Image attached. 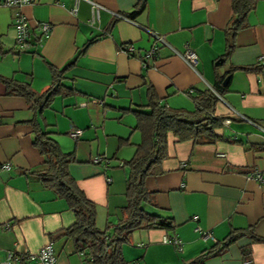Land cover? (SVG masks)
I'll return each mask as SVG.
<instances>
[{"label":"crops","instance_id":"1","mask_svg":"<svg viewBox=\"0 0 264 264\" xmlns=\"http://www.w3.org/2000/svg\"><path fill=\"white\" fill-rule=\"evenodd\" d=\"M92 1L104 7L93 25L87 22L91 12L86 0H34L23 6L33 25L44 21L52 26L40 43L33 27L30 48L24 52L14 48L12 17L17 10L0 6V77L28 83L40 94L51 85L55 71H62L60 85L68 92L57 94L37 119L62 150L57 132L82 131L74 140L69 172L95 203L96 227L116 224L126 204V158L120 152L131 153L140 142L131 138L135 113L148 112V87L162 104L192 110L191 96L221 81L224 89L214 115L230 123L215 130L220 138L199 144L169 134L162 172L145 179L157 205L151 211L170 218L174 230L135 229L122 254L127 264H186L201 255L204 264H264V242L244 235L219 250L194 231L198 225L219 242L231 230L250 226L264 236V182L251 177L253 172L264 177V67L233 70L264 63V0H257L248 14V25L236 34L227 58L222 55L232 0ZM139 1L142 10L126 17ZM153 33L169 46L155 41ZM125 44L132 45L131 55L122 50ZM154 46V59L145 57ZM186 47L197 54L195 69L175 53ZM81 102L86 106H79ZM32 116L26 99L10 93L0 80V264L7 251L34 253L46 244L54 248L55 264H81L83 257L72 240L49 238L69 227L74 214L28 174L43 160L33 145ZM101 155L103 161H91ZM173 235L181 240V249L162 241Z\"/></svg>","mask_w":264,"mask_h":264},{"label":"trees","instance_id":"2","mask_svg":"<svg viewBox=\"0 0 264 264\" xmlns=\"http://www.w3.org/2000/svg\"><path fill=\"white\" fill-rule=\"evenodd\" d=\"M256 2L257 0L231 1L232 12L225 27L223 58L231 55L236 34L248 25V14L254 10ZM142 8L143 1H139L135 9L125 16L131 18ZM262 67L264 63L235 67L233 70H258ZM61 78L62 71H55L49 88L37 94L28 83L13 82L0 77V80L8 85L10 93L26 99L33 113L28 122L32 126L33 145L43 160L39 168L29 171L28 174L52 190L58 198H62L74 214V222L69 227L49 234V238L65 237L72 240L76 251L90 255L93 264H127L122 247L130 242L133 230L161 228L169 232L175 228L170 218L151 211L156 209L157 205L152 191L145 186L146 177L162 172L161 162L167 156L168 135L172 134L177 141L191 140L199 144L219 139L215 130L222 127L225 118L214 115V112L224 87L221 81H217L213 89L198 91L192 95V110L171 108L162 104L153 88L148 87L145 104L148 112L135 113L134 129L140 133V142L135 145L133 155L122 163L127 166L126 204L120 209L121 217L116 224L99 230L95 224V203L86 197L69 172V165L75 159L74 152H64L51 136L47 125L40 124L37 119L38 116L43 117V110L57 94L68 92L60 85ZM244 235H249L254 242H264V236L256 234L250 226L231 230L223 241L213 243L212 247L223 249ZM249 254L250 252L246 256ZM186 264H204L203 255Z\"/></svg>","mask_w":264,"mask_h":264},{"label":"built area","instance_id":"3","mask_svg":"<svg viewBox=\"0 0 264 264\" xmlns=\"http://www.w3.org/2000/svg\"><path fill=\"white\" fill-rule=\"evenodd\" d=\"M90 5V17L88 19V24L93 25L96 22L99 21V15L102 10H104V7L100 5L97 2H94L92 0H86ZM34 0H0V6L7 7V8H13L17 11L12 17V26L15 31V50L18 52H24L27 51L30 48V36L32 32V28L35 27L38 30V43H40L42 40L48 37L50 31H51V24L49 22H36L35 25L32 24L31 21L28 20V18L22 13L21 8L25 5L33 3ZM75 10V9H74ZM117 17L119 15H116ZM121 17V16H119ZM155 41L160 42L161 44L168 45V43L163 39L162 36H159L155 33L152 34ZM132 45L125 44L122 48L124 52L131 55L132 52ZM176 55L180 57L191 69H195V65L197 62V54L194 50L186 47L182 52L175 51ZM156 54V47H151L149 50L146 51L145 57H148L149 59H154ZM93 103H99L102 104L101 100H92ZM86 102H81L79 106H86ZM238 117L241 119L247 120L245 117H242L241 115L237 114ZM230 123L229 118H225L223 120V124L227 125ZM82 131L80 129H71L68 131L69 137L76 140L79 139L81 136ZM221 156L223 154H220ZM105 158L102 156H95L91 159L93 163H99L103 161ZM5 167H8V164L4 165ZM251 177L258 180L259 182H264V177H262L259 173L253 172L251 174ZM107 181L110 182V178H107ZM194 231L198 232L200 235V238L204 241H211L212 243H216L218 240L215 239V237L206 230H201V228L196 225L194 227ZM162 241L164 243L172 244L177 249H181L182 242L179 238H177L175 235L163 237ZM78 254L83 257L81 264H93L92 257L90 255H85L82 251H79ZM26 260L28 262H35L40 264H55L56 263V256L54 252V248L51 244H46L43 247H41L37 252L31 253H16L13 251H7L5 254L4 260L1 262V264H17L20 261ZM248 264V263H246Z\"/></svg>","mask_w":264,"mask_h":264},{"label":"rangeland","instance_id":"4","mask_svg":"<svg viewBox=\"0 0 264 264\" xmlns=\"http://www.w3.org/2000/svg\"><path fill=\"white\" fill-rule=\"evenodd\" d=\"M133 133H135V134H134L135 136L131 138V141L134 142L137 138L140 140L141 136H140L139 131L134 129V132H133ZM132 135H133V134H132ZM56 137H58V139H60L61 142L63 143V145H62L63 150H66L65 148H67V149H70L71 152L74 151L75 141H74V139H72L71 137H69L68 134H64L63 132H57V133L55 134V138H56ZM129 142H130V141H129ZM131 148H132V147H131ZM134 149H135V148H132L131 153H127V154H126V152H120V154H124V156H125L124 158H126V160H127V159H129V158L132 156V154H133V152H134ZM74 154H75V152H74ZM101 156L104 157L103 155H101ZM108 160H110V161H115L116 159L111 158V157H108ZM117 161H118V160H117ZM118 162H120V161H118ZM120 163H121V162H120ZM122 163H123V162H122ZM124 169L127 170V166H125Z\"/></svg>","mask_w":264,"mask_h":264},{"label":"water","instance_id":"5","mask_svg":"<svg viewBox=\"0 0 264 264\" xmlns=\"http://www.w3.org/2000/svg\"><path fill=\"white\" fill-rule=\"evenodd\" d=\"M226 80H227V78L224 79V82H223L224 84L226 83Z\"/></svg>","mask_w":264,"mask_h":264}]
</instances>
